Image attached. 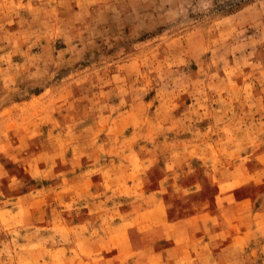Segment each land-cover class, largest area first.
I'll return each instance as SVG.
<instances>
[{"label":"rangeland","instance_id":"1","mask_svg":"<svg viewBox=\"0 0 264 264\" xmlns=\"http://www.w3.org/2000/svg\"><path fill=\"white\" fill-rule=\"evenodd\" d=\"M0 264H264V0H0Z\"/></svg>","mask_w":264,"mask_h":264}]
</instances>
